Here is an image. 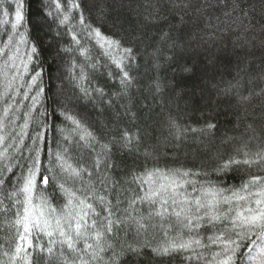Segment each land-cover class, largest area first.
Segmentation results:
<instances>
[{"label":"trees","instance_id":"trees-1","mask_svg":"<svg viewBox=\"0 0 264 264\" xmlns=\"http://www.w3.org/2000/svg\"><path fill=\"white\" fill-rule=\"evenodd\" d=\"M59 2L62 10L67 12L68 0ZM234 3L235 0H109L95 7L89 3L85 13L89 22L103 13L108 20L107 28L119 32L116 38L122 40L123 47L133 49L134 59L124 61L125 65H130L125 70L133 78L125 89L120 84V69L100 48L88 45L86 39L81 40V44L90 48L91 61L86 62L79 51H64L65 48L74 49L75 45L71 35L66 34L68 26L58 27L54 22L55 0H26L25 15L31 23H26L19 32L23 33L30 27V39L39 40V53L29 64V72L24 74V79L17 76L11 89L6 87L7 83L16 72L15 66L20 65L21 57L26 59L28 45L19 44L20 53L16 54L20 37L15 35L13 44L5 49L7 54L0 53V118L7 125L3 134H18L26 119L28 128L25 131L29 134L47 122V145L54 147V142L58 141L69 148L70 164L83 165L91 171L95 155L101 151L100 145L108 144L113 137L119 139L124 130L128 131L133 137L128 147L109 145L108 163L113 167L107 170L110 178L107 195L113 205L117 199L120 200L121 212L127 209L133 215L148 214L147 204L138 202L134 212L128 201L144 194L140 191L141 183L148 187L147 173L154 169H192L200 175L189 179L200 181L206 187L234 190L239 189L250 176L264 175L257 165L214 171L230 156L243 158L236 150L253 135L246 131L249 125L260 139L249 144L246 150L256 152L260 145H264V0H241L240 7L247 13V18L239 9L233 11ZM5 10L9 12L7 17ZM49 11L53 15H49ZM78 19L79 13L73 10L70 24L79 38ZM5 20L9 23L5 24ZM13 20L14 0H2L0 48L8 41L5 32L11 31ZM93 26L99 27V24ZM102 31L105 35H112L107 29ZM113 55L119 57L121 53L117 50ZM92 63L98 64L95 70L88 66ZM81 67L84 69L83 79L80 78ZM20 71H23L22 65ZM36 71H40L41 76L29 89L28 82ZM39 88H43L39 103L31 108L30 97L36 95ZM82 88L88 91L87 97ZM95 89H102L104 95L100 96ZM26 91L27 99L23 95ZM5 92L8 95H4ZM244 97L248 99H242ZM13 99L21 103H12ZM6 101L12 107L5 118ZM28 111L31 116L24 115ZM65 111L80 119L84 128L96 135L100 143L94 145L95 152L79 139L82 131H73L75 126L65 119ZM207 123H214L217 127L211 133L185 131L186 128L203 129ZM40 130L45 131L43 128ZM178 135L180 139H177ZM228 137L237 139L225 145L223 142ZM12 143L14 141L9 139L6 144H0V151ZM24 144L31 146L32 141L26 136ZM14 152V148H8L9 156ZM23 155H28L26 149ZM14 171L18 173L19 169ZM136 177L139 179L134 180ZM151 179L159 181L160 177L154 175ZM113 181L118 182L115 192L111 190ZM60 182L63 181L56 183ZM88 183L89 177L84 175L83 183L77 181L73 185L69 181L65 186L83 190ZM91 183L99 191L95 173ZM12 191L10 182L0 187V264H29V261L20 259L9 261L17 242L16 214L23 215L24 210L23 195L7 198ZM251 191H256V188ZM33 197V204H39L42 198L47 197L56 209L54 216L61 213L66 203V198L54 184L47 188L38 184ZM96 210L101 211L98 203ZM161 223L159 218H153L152 226L139 235L134 228L127 229L126 235L122 232L123 242L150 247H143L139 258L131 253L120 257L119 264H188L186 252L162 257L152 253L151 248L166 244L181 234L174 216L165 217V229L169 223L174 225L167 236L160 227ZM213 231L209 229L202 234L206 237ZM181 235L186 239L189 234L185 230ZM48 239L41 233L39 240L34 239L33 243L46 245ZM53 239L59 237L54 236ZM204 242L208 243L206 239ZM220 250L217 245L197 248L196 251L207 258L200 264H207L212 254ZM115 251H120L118 245ZM5 252L9 256H5ZM29 252L30 264H69L73 259L66 247L61 249L59 244L55 246L54 256L32 249ZM102 256L103 260L98 264H111V250Z\"/></svg>","mask_w":264,"mask_h":264},{"label":"snow or ice","instance_id":"snow-or-ice-1","mask_svg":"<svg viewBox=\"0 0 264 264\" xmlns=\"http://www.w3.org/2000/svg\"><path fill=\"white\" fill-rule=\"evenodd\" d=\"M108 2L109 0H68V11L64 12L59 0H55L54 22H57L58 27L68 26L66 34L71 35L72 44L75 45L74 49L65 48L64 51H79L85 57L86 62L91 61L93 57L90 48L81 44V40L86 39L88 45L94 44L103 51L104 55L112 59L116 67L120 69V84L126 89L131 85L133 78L125 70V67L130 65H125L124 61L134 59L133 49L123 47L122 40L116 38L120 35L119 32L107 28L108 20L103 13L101 17L92 22H89V17L85 15L89 3L95 7ZM240 4L241 0H235L233 11L239 9L247 18V13L240 7ZM25 5L26 0H14V20L11 22V31L5 32L8 41L3 48H0V53L6 55L5 49L13 44L15 35L20 37L16 44V54L20 53L19 44L28 45V51L25 53L26 59L21 57L20 65L15 66L16 72L6 86L8 89L12 88L17 76L20 80L24 79V74L29 72V64L39 53V40L30 39V27L23 33L19 32V29L24 28L26 23L29 25L31 23L29 19H26ZM46 7H50V5H46ZM73 10L79 13V38L70 24V14ZM48 14L53 15L52 11H49ZM4 15L7 17L9 12L5 10ZM4 23L7 24L9 21L5 20ZM93 24H99V27H94ZM102 29L111 31L112 35H105ZM117 50L121 53L119 57L113 55ZM21 65L23 71H20ZM88 66L95 70L98 64L92 63ZM83 71L84 69L81 67V79L84 78ZM40 76V71H36L31 76V80L28 82L29 89L37 84ZM157 90H159V85H157ZM16 91L18 93L19 89ZM81 91L86 97L88 96L86 89L82 88ZM95 91L100 96L104 95L102 89H95ZM42 92L43 88H39L36 95L30 97L32 105L29 107L34 108L39 103ZM4 95H8V93L5 92ZM23 95L25 99L29 98L27 91ZM12 103L19 105L21 102L13 99ZM6 104L7 106L3 110L5 118L12 107V104L7 101ZM24 115L31 116V112H25ZM64 117L75 126L73 131L83 132L79 139L85 141L88 147L95 152L94 145L100 143L96 135L87 131L81 120L69 115L67 111L64 112ZM9 123L11 122L9 121ZM172 123L176 127L175 121ZM6 127L4 119L0 118V144H6L9 139L14 141L3 151H0V187H5L10 182L13 191L8 193L7 198L12 199L17 195L24 197L22 201L23 215L19 212L16 214L17 242L14 252L10 256L8 252L4 253L5 256H9L10 262L20 259L29 261L30 264L29 249L54 256L55 246L59 244L61 249L66 247L69 255L73 257L69 264H98L103 260L102 254L110 250L112 252L111 264H119L120 257L131 253L139 258L142 255L141 249L146 246L150 247L149 245L137 247L123 242L122 232L126 235L127 229L134 228L136 234L139 235L152 226L153 218H159L162 221L160 227L164 229V234L167 236L168 230L173 229L174 225L169 223L165 229V217L174 216L180 226L181 234L186 230L189 235L184 239L181 234H178L177 238L169 240L166 244L151 248L155 256L162 257L186 252L188 253L186 256L188 264H200L201 260L207 258L203 257V254L197 252L196 249H207L210 245H217L221 250L214 252L212 258L207 260V264H264V175L250 176L239 189L234 190L214 186L206 187L200 181L189 179V177L200 175L198 171L194 172L192 169H154L147 173L148 187L145 188L144 183H141L140 191L144 194L137 195L128 201L129 208H132L134 212L136 211L134 206L138 202L147 204L149 206L148 214L147 216L139 213L133 215L127 209L121 212L120 200L117 199L116 204L113 205L107 195L110 179L107 176V170L113 167L108 163L111 153L109 145L119 144L122 148L128 147L133 140L128 131L124 130L119 139L113 137L108 144L100 145L101 151L96 153L90 171L83 165L70 164L68 162L69 148L64 147L58 141L54 142V147L47 145V122L38 126L31 134L25 131L28 128L27 119L18 134H3ZM53 127L55 126L53 125ZM216 127L214 123H207L203 129L186 128L185 131L211 133ZM41 128L45 131L40 130ZM246 131H250L253 135L249 136L248 142L242 148L236 150L243 158L238 159L236 156H230L214 171H227L233 166L239 167L240 165L249 167L257 165L259 170L264 172V167H260L264 166V145H260L256 152L246 150L249 144L260 139L255 135L256 130L251 125ZM26 136L32 141L31 146L24 144ZM180 138L178 135L177 139ZM236 139L228 137L223 143L227 145ZM8 148H14L13 155H8ZM25 149L28 152L27 156L23 155ZM42 154L45 157L44 160H42ZM4 160H7L8 163H3ZM45 160L47 166H45ZM15 169H19V172L14 171ZM9 173L11 176L8 175ZM93 173L96 174L97 183L100 185L99 191L96 185L91 183ZM84 175L89 177V183L84 186L83 190L65 186L69 181L73 185L77 181L83 183ZM154 175L159 176L160 180H152ZM58 180L63 182L56 183ZM117 183L116 181L112 182L111 190L113 192L116 191ZM38 184L44 188L54 184L66 198V203L59 215H53L56 213V209L52 207L47 197L42 198L39 204H33V194ZM188 188H191L190 192ZM252 188H256V191H251ZM78 192L80 195L77 194ZM99 192L105 194L100 195ZM97 203L101 207L100 212L96 210ZM209 229L214 231L205 237L202 233ZM41 233L49 237L47 244H34L33 240H39ZM54 236H58L59 239H53ZM233 236L236 238L233 239ZM205 239L208 243L204 242ZM117 245L120 247L119 252L115 251Z\"/></svg>","mask_w":264,"mask_h":264}]
</instances>
